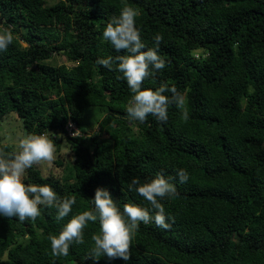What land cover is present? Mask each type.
I'll use <instances>...</instances> for the list:
<instances>
[{
  "label": "trees",
  "instance_id": "obj_1",
  "mask_svg": "<svg viewBox=\"0 0 264 264\" xmlns=\"http://www.w3.org/2000/svg\"><path fill=\"white\" fill-rule=\"evenodd\" d=\"M125 3L139 13L146 48L156 34L163 37L166 67L142 87L176 86L187 96V122L175 105L166 123L152 115L130 121L126 81L96 63L123 54L103 31ZM2 29L12 30L14 41L0 52V122L16 114L25 135L47 133L59 145L53 135L71 120L83 136L67 137L74 159L58 162L61 177L35 165L24 177L74 196L72 212L59 221L46 206L35 221L0 216V264H264V0H0ZM57 54L71 65L46 64ZM92 106L105 116L88 136L82 128ZM5 146L14 150L0 141ZM181 168L185 184L176 178ZM160 173L178 190L161 201L174 223L169 230L140 223L129 261L92 257L98 221L88 222L84 243L67 256L52 255L48 236L91 210L97 188H106L121 212L126 203L150 208L128 184Z\"/></svg>",
  "mask_w": 264,
  "mask_h": 264
},
{
  "label": "clouds",
  "instance_id": "obj_2",
  "mask_svg": "<svg viewBox=\"0 0 264 264\" xmlns=\"http://www.w3.org/2000/svg\"><path fill=\"white\" fill-rule=\"evenodd\" d=\"M138 14L136 9L125 3L120 14L111 17L103 31V38L110 42L117 53L123 54L101 58L96 63L119 72L121 76L118 78L126 81L131 92L126 106L130 121L142 123L152 115L157 121L166 123L168 107L175 105L181 113V120L187 122V96L178 91L176 86L161 84L155 90L142 87L147 78L166 67V61L159 55L162 35L156 34L153 37L154 47L146 48L135 24ZM13 41L12 30H0V52H6ZM55 132L54 138H59L56 135L60 134V140L64 138L67 142L65 127ZM72 135L81 137L83 133L81 135L80 130H77ZM12 143L14 150L8 151L6 146L0 148V216L16 217L20 222L35 221L40 215V206L55 208L58 221L69 216L76 204L74 196L61 197L48 184H28L24 181L27 170L34 165L52 166L57 151L54 139L47 133H30L16 138ZM176 178L180 184H185L189 180V174L181 168L176 172ZM128 190L144 198L150 208L126 203L121 212L110 192L106 188H97L94 199L91 200L94 205L91 210L72 215L58 235L48 236L52 255L67 256L71 245L83 244V231L88 222L99 223V233L91 237L94 242L92 257L103 256L109 260L131 259V241L140 223L147 225L154 222L164 230L171 228L168 221L174 223V218L166 215L161 201L178 194L174 183L160 173L143 183L133 178L128 184Z\"/></svg>",
  "mask_w": 264,
  "mask_h": 264
},
{
  "label": "rangeland",
  "instance_id": "obj_3",
  "mask_svg": "<svg viewBox=\"0 0 264 264\" xmlns=\"http://www.w3.org/2000/svg\"><path fill=\"white\" fill-rule=\"evenodd\" d=\"M46 1V5H53L56 2H58L59 0H45ZM85 3V2H84ZM54 32V29L52 30ZM196 57L199 56L198 53L195 54ZM46 64L52 66V67H57L61 64H68L71 65L70 62L68 61L67 57L63 54H57L54 55L52 59H49ZM11 116V115H10ZM105 116V110L102 109L99 106H92V107H88L86 109L85 112V118L83 121V130L85 129L87 132V135L90 136L92 134L93 131H90L92 129L97 130L98 128V120L102 119ZM10 117H8L7 119L4 118L3 121L0 122V141L2 143H6L9 145H12L14 148V145L12 143V141H14L16 138L24 136V132H23V128L21 126V121L19 120L18 116L15 114L14 116L11 117V119L9 120ZM9 120V121H8ZM90 131V132H89ZM103 135H107L106 133H104ZM60 134L56 135V138L58 140H60ZM61 142L64 145H57L56 143V155H55V160L52 164L51 167L47 166V165H35L37 166L42 174L44 176H54V177H61V175L63 174V169L64 166H60L58 164L59 161H62L64 164H66V162L68 160H73V155H72V150L70 147H68L66 140L64 138H62V140H60V144ZM72 264H77V263H72Z\"/></svg>",
  "mask_w": 264,
  "mask_h": 264
},
{
  "label": "built area",
  "instance_id": "obj_4",
  "mask_svg": "<svg viewBox=\"0 0 264 264\" xmlns=\"http://www.w3.org/2000/svg\"><path fill=\"white\" fill-rule=\"evenodd\" d=\"M80 130L79 127L73 122V121H69L66 126H65V136H71V137H78V136H73L72 133ZM80 133L82 135V131L80 130ZM80 135V136H81Z\"/></svg>",
  "mask_w": 264,
  "mask_h": 264
},
{
  "label": "crops",
  "instance_id": "obj_5",
  "mask_svg": "<svg viewBox=\"0 0 264 264\" xmlns=\"http://www.w3.org/2000/svg\"><path fill=\"white\" fill-rule=\"evenodd\" d=\"M60 143V142H59ZM67 143V142H66ZM61 145H64L62 142H61V144H59V146H61ZM67 145H68V147H69V143H67Z\"/></svg>",
  "mask_w": 264,
  "mask_h": 264
}]
</instances>
